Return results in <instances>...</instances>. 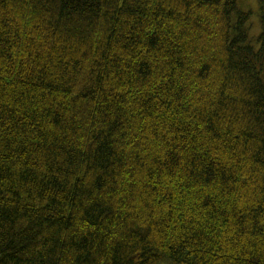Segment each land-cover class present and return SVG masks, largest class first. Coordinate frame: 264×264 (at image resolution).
Returning a JSON list of instances; mask_svg holds the SVG:
<instances>
[{"label": "trees", "instance_id": "1", "mask_svg": "<svg viewBox=\"0 0 264 264\" xmlns=\"http://www.w3.org/2000/svg\"><path fill=\"white\" fill-rule=\"evenodd\" d=\"M0 0V264H264V2Z\"/></svg>", "mask_w": 264, "mask_h": 264}, {"label": "rangeland", "instance_id": "2", "mask_svg": "<svg viewBox=\"0 0 264 264\" xmlns=\"http://www.w3.org/2000/svg\"><path fill=\"white\" fill-rule=\"evenodd\" d=\"M261 2H264V0H237L238 12L249 15L248 25L251 27L249 37L253 40H257L261 33Z\"/></svg>", "mask_w": 264, "mask_h": 264}]
</instances>
